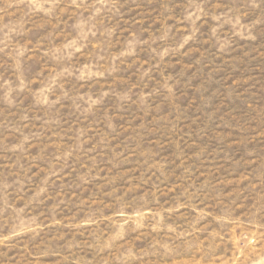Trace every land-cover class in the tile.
<instances>
[{
	"label": "rangeland",
	"instance_id": "1",
	"mask_svg": "<svg viewBox=\"0 0 264 264\" xmlns=\"http://www.w3.org/2000/svg\"><path fill=\"white\" fill-rule=\"evenodd\" d=\"M0 264H264V0H0Z\"/></svg>",
	"mask_w": 264,
	"mask_h": 264
}]
</instances>
